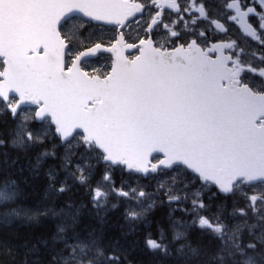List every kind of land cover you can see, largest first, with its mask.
<instances>
[{"label":"snow or ice","instance_id":"1","mask_svg":"<svg viewBox=\"0 0 264 264\" xmlns=\"http://www.w3.org/2000/svg\"><path fill=\"white\" fill-rule=\"evenodd\" d=\"M0 264H264V0H0Z\"/></svg>","mask_w":264,"mask_h":264},{"label":"trees","instance_id":"2","mask_svg":"<svg viewBox=\"0 0 264 264\" xmlns=\"http://www.w3.org/2000/svg\"><path fill=\"white\" fill-rule=\"evenodd\" d=\"M8 155L12 159H18L19 163L14 166V170L17 171V173H19V170H20L21 166H24L26 168V166L28 164V159L25 158L24 154L13 152V151H9ZM9 163H10V161H9ZM27 179H28L27 175H21V181L22 182H26ZM14 235H17L20 238H23L26 235V233L23 230H21L19 232H15Z\"/></svg>","mask_w":264,"mask_h":264}]
</instances>
